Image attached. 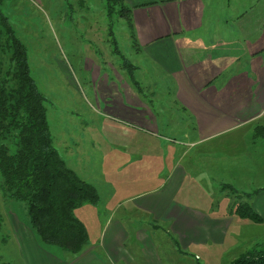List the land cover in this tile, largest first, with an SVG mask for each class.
I'll return each instance as SVG.
<instances>
[{"label":"crops","instance_id":"crops-1","mask_svg":"<svg viewBox=\"0 0 264 264\" xmlns=\"http://www.w3.org/2000/svg\"><path fill=\"white\" fill-rule=\"evenodd\" d=\"M123 4L130 9L137 54L130 62L133 73L142 68L153 79L135 81L130 73L133 87L122 79L98 82L91 94L94 100L98 96L102 117L121 128L105 133L114 154L109 168L115 155L120 162L130 159L122 163L131 164L128 178L109 180L104 200L98 197L95 205L73 211L87 233L77 254L42 244L27 220L7 212L9 233L24 264H164L159 250L165 237L182 251H200L223 246L229 231L245 224L224 203V195L217 202L210 190L213 179L232 184L234 164L244 160L231 140L251 129L253 137L264 123V12L253 13L259 4L250 0ZM157 80L167 83L171 96L166 106L175 105L173 115H161L159 108L153 112L156 102L137 93ZM158 128L172 136L156 135ZM121 139L131 141L120 144ZM242 156L249 162V156ZM241 169L249 174V167ZM204 185L211 187L206 195ZM118 192L128 193L121 197Z\"/></svg>","mask_w":264,"mask_h":264},{"label":"rangeland","instance_id":"rangeland-1","mask_svg":"<svg viewBox=\"0 0 264 264\" xmlns=\"http://www.w3.org/2000/svg\"><path fill=\"white\" fill-rule=\"evenodd\" d=\"M250 2L252 5L259 4L253 13L264 12V0ZM114 8L115 13L107 15L104 0L0 2V13L7 19L13 36L23 45L30 77L43 97L53 148L65 165L76 171L79 179L95 185L94 189L101 201L108 196V181L127 179L131 164L128 167L122 166V163L128 164L130 159L120 162L115 155L117 159L111 166L112 169L109 168L110 157L114 154L109 148L111 139L106 134L121 128L102 117V108L98 107L100 101L96 100L98 96L94 100L91 91H95L98 82L117 83L121 79L129 87H133L129 84L130 73L135 81L153 79L142 68L133 73L135 68L130 62L137 56L134 39L130 37L126 19L116 13L119 6ZM125 63L130 68L125 67ZM154 84L146 82L145 88L137 91L139 97L147 102H156L158 107L153 105V112L159 108V114L169 112L173 115L176 112L175 105L166 106L170 100L169 95L171 96L167 83L157 80V85ZM152 91L153 95L150 93ZM260 126H264V123L257 125ZM252 131L253 129L249 134L231 140L233 145L239 146L244 159H239L234 164L233 183L221 185L216 184L218 181L213 179L210 192L217 198V202H221L224 195V203L231 208L250 200L248 205L260 215L262 222L244 220L245 224L229 231L223 246L211 245L200 251H182L174 245V241L165 237L159 250L164 264H167L166 260L168 264H230L253 244L264 242V205L260 204L264 202V136H256L254 132L252 137ZM166 133L168 132L161 133L158 128L156 135L167 136ZM168 135L172 136L170 133ZM130 141L131 139H121L120 144ZM134 141L136 139L133 138L132 142ZM141 142L142 145H148L147 141ZM162 143L164 142L161 140L156 142L159 146ZM242 155L249 156V162ZM242 166L249 167L248 175L241 169ZM115 168L123 169L116 173ZM241 175L243 178H240ZM1 184L0 178V264H24L9 233L7 212H14L19 220H27L26 205L8 199ZM211 187L203 186L205 191ZM120 189L127 190L126 187ZM118 193L125 197L128 192ZM97 209L100 211L101 207L98 206Z\"/></svg>","mask_w":264,"mask_h":264},{"label":"trees","instance_id":"trees-1","mask_svg":"<svg viewBox=\"0 0 264 264\" xmlns=\"http://www.w3.org/2000/svg\"><path fill=\"white\" fill-rule=\"evenodd\" d=\"M104 3L107 15L119 6L116 13L126 19L133 37L130 9L123 0ZM125 67L130 68L126 63ZM254 132L263 137L264 126ZM0 178L7 198L26 205L27 222L42 244L71 254L81 252L87 233L73 211L83 204L95 205L96 191L68 169L53 148L43 97L30 77L25 49L1 13ZM233 213L262 222L246 203L235 206ZM230 264H264V242L253 244Z\"/></svg>","mask_w":264,"mask_h":264}]
</instances>
